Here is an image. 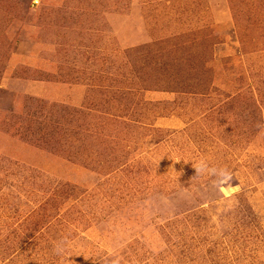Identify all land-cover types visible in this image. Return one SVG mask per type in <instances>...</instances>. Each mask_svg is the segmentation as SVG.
Returning <instances> with one entry per match:
<instances>
[{
    "label": "rangeland",
    "instance_id": "374dc122",
    "mask_svg": "<svg viewBox=\"0 0 264 264\" xmlns=\"http://www.w3.org/2000/svg\"><path fill=\"white\" fill-rule=\"evenodd\" d=\"M62 237L65 264H264V0H0V264Z\"/></svg>",
    "mask_w": 264,
    "mask_h": 264
},
{
    "label": "clouds",
    "instance_id": "9594fccd",
    "mask_svg": "<svg viewBox=\"0 0 264 264\" xmlns=\"http://www.w3.org/2000/svg\"><path fill=\"white\" fill-rule=\"evenodd\" d=\"M171 159L173 160V163H178L182 160L178 157ZM184 162L187 163L188 161H184ZM193 167L195 168V172H196L195 176L200 177L205 174L209 176H215L217 178L216 182L220 185H224L233 179L231 172H229L227 168L209 167L207 161L205 160H201L198 163L193 164ZM69 248H70V242L65 237H62L59 241H57L53 245V253L56 256L61 257V264H65V262L71 261L69 257L73 255L69 252ZM79 255H82L85 260L91 259L93 261V264H95V261L98 258L92 255H85L83 252H81ZM111 264H120L119 258L112 259Z\"/></svg>",
    "mask_w": 264,
    "mask_h": 264
}]
</instances>
